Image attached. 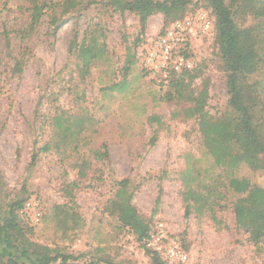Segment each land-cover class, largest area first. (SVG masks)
Listing matches in <instances>:
<instances>
[{
    "label": "rangeland",
    "instance_id": "rangeland-1",
    "mask_svg": "<svg viewBox=\"0 0 264 264\" xmlns=\"http://www.w3.org/2000/svg\"><path fill=\"white\" fill-rule=\"evenodd\" d=\"M52 1L60 4L53 15L65 19L57 34L44 19L23 37L30 0H0V221L9 200L34 196L45 217L30 237L80 263L153 264L137 235L162 221L188 254L173 264H264V241L251 237L264 233V154L248 164L237 151L236 114L215 40L194 39L198 76L186 78L189 90L170 99L173 74L164 79L148 71L140 56L160 34L163 14L151 16L144 32L135 13H120L108 0H85L81 10ZM187 1L185 17L207 12L203 0ZM244 3L238 36L264 43V0ZM90 30L108 50L82 78L70 46ZM128 51L136 62L125 75ZM259 57L238 61L252 82L264 80ZM203 85L208 100L196 105L191 94ZM57 118L70 125L66 138ZM252 122L264 146V103ZM46 144L51 149L32 164ZM231 162L237 166L227 169ZM231 177L249 179L253 192H235ZM123 179L138 210L135 233L121 227L113 202Z\"/></svg>",
    "mask_w": 264,
    "mask_h": 264
},
{
    "label": "trees",
    "instance_id": "trees-1",
    "mask_svg": "<svg viewBox=\"0 0 264 264\" xmlns=\"http://www.w3.org/2000/svg\"><path fill=\"white\" fill-rule=\"evenodd\" d=\"M63 5L67 9L86 7L85 0H63ZM207 3V12L213 21L214 30L211 35H198L191 38L187 44L181 48V51L188 57L193 58L196 55L194 51V39L215 40L220 57L223 61V72L226 77V87L229 94V105L236 114V128L233 134L234 143L237 151L243 156V161L251 164L252 160L259 158L264 154V146L260 143L257 133L253 127V114L257 108L264 103V80L252 82L251 73L245 70L238 63L239 60L246 59L252 55H260L256 59V70L264 73V43H260L255 38L240 39L237 28V10L244 6V0H203ZM187 0H108L107 4L120 13H135L141 24V30L145 32L148 20L151 16L161 13L164 16V26L160 33L168 29L172 23L180 18H184V13L188 6ZM60 4L52 0H30L29 20L27 25L20 31L23 37L30 36L44 19L48 20L50 33L55 36L57 30L63 26V20H58L54 14L55 7ZM78 11V9H77ZM184 13V14H183ZM183 14V15H182ZM176 18L166 25L168 20ZM148 42V41H147ZM146 42V43H147ZM107 44L101 40L98 31H84L83 35L76 34L71 42L70 53L74 54L79 61L81 77L85 78L90 74L92 66L96 61L103 59L107 54ZM263 54V55H262ZM139 60V58L137 57ZM135 57L128 51L124 66L125 75L128 73L131 65L135 63ZM200 63L192 69H184L174 72L173 76L167 82L170 87L168 98L173 96H183L185 90H189L186 84V78L194 79ZM119 83L111 85V88L119 87ZM196 105L207 102L209 96L208 85H203L197 93H192ZM63 119V117H62ZM57 118L56 125L61 127L60 135L62 138L68 136L70 125H65V121ZM51 149L46 144L32 155V164H35L39 157V152H48ZM108 148L105 145L104 155H108ZM227 169H233L236 163H228ZM128 180L119 181V188L114 194L113 202L118 213V219L122 228H128L134 232L133 217L138 214L137 207L132 202V193L127 191ZM1 181V177H0ZM231 188L238 194H249L253 192L254 184L247 178L231 177ZM199 196V195H198ZM196 195L195 200L199 201ZM38 198L29 196H17L9 200L6 205V213L0 221V264H98L96 261L77 262V257L73 254L63 253L46 244L34 241L30 237L33 228L39 227L45 217V211L42 203L43 212L39 224H32L26 211V202L29 199ZM154 225L147 226L143 233L137 235L146 254L151 258L153 264H169L162 253L148 248L143 239L148 235ZM174 234H172L173 236ZM251 237L256 241H264V233L254 231Z\"/></svg>",
    "mask_w": 264,
    "mask_h": 264
},
{
    "label": "built area",
    "instance_id": "built-area-1",
    "mask_svg": "<svg viewBox=\"0 0 264 264\" xmlns=\"http://www.w3.org/2000/svg\"><path fill=\"white\" fill-rule=\"evenodd\" d=\"M213 30V21L204 10L198 11L194 17L177 19L163 33L144 44L140 50L141 62L145 69L154 74L161 73L164 79L174 72L192 69L195 66L193 58L185 55L181 48L195 35H211ZM25 208L31 223L39 224L43 215L40 201L37 198L29 199ZM143 243L162 253L169 264L186 262L188 259L181 241L170 235L162 221L154 224Z\"/></svg>",
    "mask_w": 264,
    "mask_h": 264
}]
</instances>
